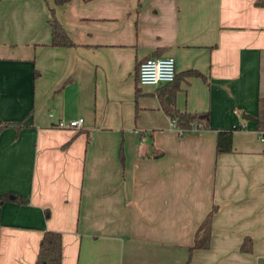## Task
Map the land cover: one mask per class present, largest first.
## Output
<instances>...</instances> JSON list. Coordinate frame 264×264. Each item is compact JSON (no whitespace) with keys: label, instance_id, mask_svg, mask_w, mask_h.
Wrapping results in <instances>:
<instances>
[{"label":"crops","instance_id":"crops-1","mask_svg":"<svg viewBox=\"0 0 264 264\" xmlns=\"http://www.w3.org/2000/svg\"><path fill=\"white\" fill-rule=\"evenodd\" d=\"M254 1L69 0L55 16L74 44L55 46L52 0H0V264H35L46 229L61 233V264H264ZM167 55L166 100L206 112L207 128L178 133L167 86L138 85V63ZM219 129L230 151L216 150ZM214 205L209 246L190 248Z\"/></svg>","mask_w":264,"mask_h":264},{"label":"trees","instance_id":"trees-1","mask_svg":"<svg viewBox=\"0 0 264 264\" xmlns=\"http://www.w3.org/2000/svg\"><path fill=\"white\" fill-rule=\"evenodd\" d=\"M69 0H52L53 5L48 6L49 17L47 22L50 27L51 40L50 44L55 46H72L74 42L67 34L63 25L55 16V6L66 3ZM254 4L257 6H264V0H255ZM184 74H198L200 72L195 70H188ZM176 74L173 81L165 83L167 91L165 93L159 92V98L161 107L164 112L169 116L170 120H175L176 124L182 128V130H190L192 127L199 129L207 128V113L206 112H189L186 110H180L176 107L173 100H166L165 96L169 95L173 97L178 85L176 83ZM138 90H135V96H137ZM256 130L260 135H264V96L257 98V113H256ZM199 123H201L200 126ZM6 124H0V130ZM232 149V130L231 129H219L216 132V150L218 152H226ZM153 156H160L162 151L160 149H154L152 151ZM8 194H1L2 197ZM216 206L214 205L208 213L205 215L201 223L198 225L195 233L193 244L190 248H207L210 242V230H211V216ZM241 249L248 251L251 249L250 238H245L242 241ZM61 249H62V237L59 231L46 229L43 231L39 241L37 256L35 264H61Z\"/></svg>","mask_w":264,"mask_h":264},{"label":"built area","instance_id":"built-area-1","mask_svg":"<svg viewBox=\"0 0 264 264\" xmlns=\"http://www.w3.org/2000/svg\"><path fill=\"white\" fill-rule=\"evenodd\" d=\"M175 74L176 69L173 56H149L138 63L137 83L138 85L157 86L173 81ZM82 122V117L68 120L60 119L57 122V126L61 128H76L80 127ZM200 125L201 123H199L198 126ZM170 128L175 129L180 134L198 130L197 127H192L188 131L182 130L173 119L170 120ZM199 129H201V127ZM260 136L262 137V135Z\"/></svg>","mask_w":264,"mask_h":264},{"label":"water","instance_id":"water-1","mask_svg":"<svg viewBox=\"0 0 264 264\" xmlns=\"http://www.w3.org/2000/svg\"><path fill=\"white\" fill-rule=\"evenodd\" d=\"M242 116L243 117H246V118H250V116L249 115H246V114H243ZM262 137L264 138V135Z\"/></svg>","mask_w":264,"mask_h":264},{"label":"rangeland","instance_id":"rangeland-1","mask_svg":"<svg viewBox=\"0 0 264 264\" xmlns=\"http://www.w3.org/2000/svg\"><path fill=\"white\" fill-rule=\"evenodd\" d=\"M122 145V144H121Z\"/></svg>","mask_w":264,"mask_h":264}]
</instances>
